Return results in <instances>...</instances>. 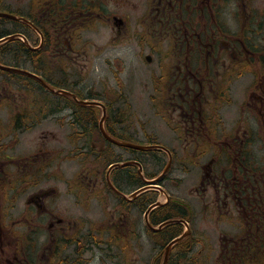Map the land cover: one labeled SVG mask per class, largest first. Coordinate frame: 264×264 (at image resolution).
Masks as SVG:
<instances>
[{
	"label": "flooded vegetation",
	"instance_id": "flooded-vegetation-1",
	"mask_svg": "<svg viewBox=\"0 0 264 264\" xmlns=\"http://www.w3.org/2000/svg\"><path fill=\"white\" fill-rule=\"evenodd\" d=\"M12 12L28 74L0 90V264H164L181 221L189 234L165 264H197L177 175H196L189 197L236 229L221 230L215 264H264V0H17ZM104 55L127 62L112 71ZM129 81L148 90L140 128ZM46 124L66 144L45 130L24 141ZM60 160L78 164L64 188Z\"/></svg>",
	"mask_w": 264,
	"mask_h": 264
},
{
	"label": "rangeland",
	"instance_id": "rangeland-1",
	"mask_svg": "<svg viewBox=\"0 0 264 264\" xmlns=\"http://www.w3.org/2000/svg\"><path fill=\"white\" fill-rule=\"evenodd\" d=\"M16 2L17 0H5V5L4 7H7L8 9H10L11 11L15 10V6H16ZM3 0L0 1V7L2 6ZM5 10V9H4ZM14 30V26L12 24H8L6 25V30L5 32H10ZM102 38H106V33H102ZM106 57L110 58L111 61V65L108 66V68H111L112 71H115L118 67V70L120 71L121 66L123 64H125L127 62V59L124 58L123 56H110V55H104L102 61H104V59ZM117 57V58H116ZM104 64V63H103ZM139 71H142V69H137ZM124 73V71L122 72ZM139 74V73H138ZM4 76L2 75V73L0 72V90L2 89V86L4 84H8L6 81H4L5 78H3ZM141 81H136V82H130L126 83L123 82V84H125V91H129L130 93V99L132 101V104L134 105L137 113L134 114V122H135V126L140 128L139 123H143V121H145V116L142 113V110H139L144 106L145 103V99L148 96V90L146 88V85L144 86L143 83H140ZM109 83V82H108ZM112 84H114V82H112ZM16 85L10 86L9 89L10 90H17ZM149 93H152V89L150 87L149 89ZM1 116L3 117L4 114H2L1 111ZM148 131H151L149 129V125L147 126ZM154 129V128H151ZM45 130L47 134L50 131H54L55 137L57 140H61V142L64 143V138H63V134L66 133L65 130H57L55 129L53 126L46 124L45 127H40L37 130L33 131L32 134H24L23 138L25 142H31L33 140V138H38L40 137V133L41 131ZM156 131L159 132H163V129L160 128H156ZM139 132L141 131L138 130ZM166 131V130H165ZM153 132V131H152ZM165 134H168L167 131L165 132ZM164 142H166V140L162 139ZM50 143L52 142V140L49 141ZM57 144V143H55ZM66 144V142L64 143ZM70 150V149H69ZM78 168V164L74 163V162H68V161H63L61 162V160L58 162L57 167L54 169V175L58 174L63 176L61 180L55 179L54 183L61 188H64L66 186V181L67 180H71L72 177L75 175L76 173V169ZM178 177H180V184L181 185V191L179 193L178 190V194L185 200L186 203L190 204L194 210H195V218L193 219V222L191 221V227H192V231H193V235L195 239H198L201 241L200 245L197 247L196 249V254L195 256L198 257L196 260L197 264H202V262H205L204 264H215L216 261L219 258L220 252L218 250V235H220L221 230L226 231L225 233H233L236 231V229H234V227L229 226V228H222V226H218L216 225L215 221L209 217V215H205L203 212V209L200 208L201 205L198 204V199L195 198V196L193 195V191L194 188L197 186L196 185V175H192V176H183V175H177ZM56 178V177H55ZM191 186L192 188V193L191 197H189V191ZM175 194L177 193L176 190H172L171 192ZM179 196V197H180ZM141 222H143V219H141ZM195 233V234H194ZM206 241H207V245H206ZM203 247H205L204 251H203ZM155 258V257H154ZM194 258V256H193ZM149 259H153V252L151 250L150 254L148 255V257H146L144 260L149 261ZM195 259V258H194ZM141 261V259H140ZM139 261V262H140Z\"/></svg>",
	"mask_w": 264,
	"mask_h": 264
},
{
	"label": "water",
	"instance_id": "water-1",
	"mask_svg": "<svg viewBox=\"0 0 264 264\" xmlns=\"http://www.w3.org/2000/svg\"><path fill=\"white\" fill-rule=\"evenodd\" d=\"M0 16L1 17H6V18H9V19H12V20H17L15 17H13V16H11V15H7V14H0ZM17 36H10V37H7V38H5V39H2V40H0V44H2V43H4V42H7V41H10V40H12V39H15ZM0 69H2V70H6V71H12V72H19L18 70H15V69H12V68H9V67H4V66H0ZM116 144L117 145H119V146H123V147H127V148H132V149H136V150H142V151H147V150H151V149H161L160 147H143V146H137V145H131V144H123V143H117L116 142ZM126 165H128V164H125V165H119V164H117V165H114V167H124V166H126ZM145 182H147V181H145ZM153 182H156V181H152V183ZM148 183V182H147ZM151 183V182H150ZM145 189H141L140 191H138L137 193H135V195H134V197L138 194V193H140V192H142V191H144ZM177 221H172V222H167V223H165V224H170V223H176ZM164 224V225H165ZM161 228V227H160ZM185 237V235H183L182 237H180V238H178V239H176V240H174L169 246H168V248H167V254H166V257H165V263L167 262V256H168V253H169V250H170V248L174 245V244H176L177 242H179L180 240H182L183 238ZM164 263V264H165Z\"/></svg>",
	"mask_w": 264,
	"mask_h": 264
},
{
	"label": "trees",
	"instance_id": "trees-1",
	"mask_svg": "<svg viewBox=\"0 0 264 264\" xmlns=\"http://www.w3.org/2000/svg\"><path fill=\"white\" fill-rule=\"evenodd\" d=\"M9 24V21H7L6 19H0V31L1 30H6V25ZM9 33L5 32V31H2L0 32V38L8 35ZM22 50H20L16 44V41H13V42H9V43H6L4 45H2L0 47V61L2 62V56L6 53V52H9L6 57H10V58H13L15 59L16 58V55L18 52H20ZM24 51V50H23ZM24 52L27 53V55H25L26 57H30L31 55V52L29 50H25ZM5 57V58H6ZM4 58V59H5ZM4 59H3V62H4ZM16 66V65H14Z\"/></svg>",
	"mask_w": 264,
	"mask_h": 264
}]
</instances>
